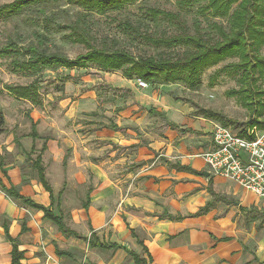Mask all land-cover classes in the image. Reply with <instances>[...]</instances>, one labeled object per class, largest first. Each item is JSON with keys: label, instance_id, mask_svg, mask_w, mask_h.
<instances>
[{"label": "rangeland", "instance_id": "1", "mask_svg": "<svg viewBox=\"0 0 264 264\" xmlns=\"http://www.w3.org/2000/svg\"><path fill=\"white\" fill-rule=\"evenodd\" d=\"M11 2L13 0H0V6ZM150 8L180 13L187 26L193 28L196 8L178 9L176 0H144L119 13L102 17L90 16L88 27L97 40H116L120 48L136 57L155 56L159 51L140 40L130 41L116 27L125 20L133 25L136 22L144 24L141 30H145V25L151 27L145 15V10ZM79 13L75 7L60 4L47 10L46 16L52 15L57 24H69L77 19ZM36 20L37 18L34 21ZM51 27L49 33H45L41 25L30 27L22 17L7 22L0 20V47L8 39H12L20 47H26L36 43L37 38L33 33L38 32L46 35L45 49L49 53H58L69 59L85 53L82 46L66 43L62 39V33L57 34ZM165 29L166 25L162 23L159 31ZM150 31H155L153 25ZM229 62L228 60L203 72L201 85L192 91L182 84H146L144 88L138 84V80L129 81L118 72L104 73L95 68L67 71L59 69L28 76L13 72L8 66L10 59L0 57V113L4 119L3 133L0 135V264H9L10 260L11 244L5 239L4 224L8 225L9 235L16 239L19 250L25 252L21 264H102L104 257L107 258L105 264H109L108 257H113L115 252L107 253L90 248L87 240L93 234L102 243L115 244L111 242L120 241L119 237L107 230L108 226L113 225V220L122 221L123 215H119L121 212L118 208V185L123 177L139 174L143 166H149L159 155L158 151H152L153 158L144 160L141 164L136 160L138 156L135 144L123 146L119 143V136L124 134V124L122 120H118L122 118L128 105L131 107L133 104L134 92L129 88L141 89V93L151 94L154 96L153 100L157 97L159 102H179L182 107L176 111L186 113L189 110L187 116L192 119H203L201 115L204 110L217 113L231 131L239 134L243 130L246 133L248 111L235 98L226 94L231 89H237L236 82L221 74L213 86H208V77ZM33 83L39 85V104L17 99L7 89ZM261 86L264 89V81ZM146 110L147 107L144 106L139 108V111ZM156 119L162 123L165 121L163 115H158ZM166 127H170V132L177 137L173 141L176 149L180 143L177 139H181L183 132L178 126L171 127L167 121ZM34 130L38 138L33 140L30 134ZM137 131L133 139H138L141 146L148 145ZM37 157H40L52 198L32 168V161ZM132 179L129 178L127 186L135 185ZM143 184L145 185L144 182L142 186ZM3 188L13 189L37 205L50 207L53 214L61 218L65 227L79 237L63 236L52 221L43 218L41 212L10 198ZM86 196L89 203L85 210L83 205ZM106 208L110 212L102 223V211ZM243 218L244 222L254 223L257 235L264 236V230H261L264 213L252 210L246 212ZM132 237L136 238L135 234ZM138 242L141 241L137 240L136 253L147 259ZM248 247L255 251L253 242ZM126 248L133 250L132 246ZM59 253H66L67 256ZM120 253L124 259H128L127 253Z\"/></svg>", "mask_w": 264, "mask_h": 264}, {"label": "trees", "instance_id": "2", "mask_svg": "<svg viewBox=\"0 0 264 264\" xmlns=\"http://www.w3.org/2000/svg\"><path fill=\"white\" fill-rule=\"evenodd\" d=\"M142 1L144 0H13L9 4L0 6V20L7 22L22 17L26 25L30 27L41 25L45 33H49L52 26L51 30L57 34L62 33V39L66 43L82 46L85 53L73 59L58 53H49L45 49L46 35L36 32L33 33L37 38L36 43L26 47H20L15 41L8 39L0 47V57L10 59L8 66L13 72L28 76L59 69L67 71L95 68L104 73L118 72L129 81L140 80L145 84L157 85L182 84L192 91L197 90L201 85L203 72L229 60V63L216 69L208 77V86H213L221 74L234 80L237 89H231L226 94L235 98L238 104L248 111V125L245 128L264 131V99H262L264 89L261 86L264 81V55H262L264 0H176L178 9L196 8L192 29L187 26L180 13L155 8L145 10L146 18L151 24V27L145 25V30H141L144 24L139 22H136V25L127 20L118 23L116 27L130 41L140 40L146 46L159 51L155 56L136 57L120 48L116 40H97L91 34L88 27L90 16L102 17L110 13H119L128 6ZM60 4L77 8L80 12L77 19L69 24H57L52 15L46 16L47 10ZM36 18L37 20L34 21ZM162 23L166 25V29L159 31ZM152 25L155 28L153 32L150 31ZM38 86L33 83L24 87H7V89L17 99L30 100L33 104H39ZM201 116L227 127L222 116L217 113L204 110ZM170 125L176 127L173 124ZM3 127L4 119L0 113V135L3 133ZM239 132L240 136L246 135L243 130ZM30 137L33 140L38 138L35 130L31 132ZM44 149L45 147L42 148ZM169 167L179 172H191L189 168L176 163L169 164ZM32 168L39 182L52 198L40 157L32 161ZM3 189L10 198L20 201L27 208L41 212L43 218L52 221L63 236L79 237L77 233L65 227L61 218L55 216L50 207L37 205L13 189ZM88 203V196H86L83 205L85 210ZM208 206L209 204L195 216L206 213ZM252 210L256 211L255 209L248 211ZM241 211L248 212L245 209ZM166 219L173 221L181 218L166 215ZM3 230L6 241L11 244L9 264H21L25 252L19 250L16 239L9 235L8 225L4 224ZM138 243L143 247L147 259L132 251H126L119 245L99 242L93 234L87 240L90 248L123 249L134 264H151L147 249L141 242ZM59 255L67 256L66 253H59Z\"/></svg>", "mask_w": 264, "mask_h": 264}, {"label": "crops", "instance_id": "3", "mask_svg": "<svg viewBox=\"0 0 264 264\" xmlns=\"http://www.w3.org/2000/svg\"><path fill=\"white\" fill-rule=\"evenodd\" d=\"M129 89L134 92L133 104L118 120L124 124L119 143L135 144L136 160L141 164L153 158L152 151L159 155L149 166H143L139 174L125 176L119 183L117 197L122 221L113 220L107 230L120 241L111 243L136 253L137 240L141 241L152 264H264V236L257 235L254 223L244 222L246 212L241 211L255 209L264 213V198L255 197L233 181L213 176L200 157L210 149L213 125L217 123L192 119L187 116L188 109L186 113L176 111L182 107L179 102H159L157 97L153 100L151 94L141 93V89ZM142 106L147 110L139 111ZM158 115L165 118L163 123L156 119ZM166 121L183 132L176 149V135L166 127ZM137 130L149 146H141L138 139H133ZM175 163L191 172L169 167ZM129 178H133L135 185L127 186ZM207 204V212L195 216ZM109 212V208L102 211V223ZM166 215L181 219L169 221ZM250 242L255 244V251L249 249ZM130 246L133 250L126 248ZM102 251L115 252L108 257L109 264H134L130 256L124 259L121 255L120 252L126 254L123 249ZM105 261L104 257L102 264Z\"/></svg>", "mask_w": 264, "mask_h": 264}, {"label": "built area", "instance_id": "4", "mask_svg": "<svg viewBox=\"0 0 264 264\" xmlns=\"http://www.w3.org/2000/svg\"><path fill=\"white\" fill-rule=\"evenodd\" d=\"M138 84L146 86L140 80ZM200 157L213 176L233 181L255 197L264 198V131L252 128L240 136L215 124L211 147Z\"/></svg>", "mask_w": 264, "mask_h": 264}]
</instances>
